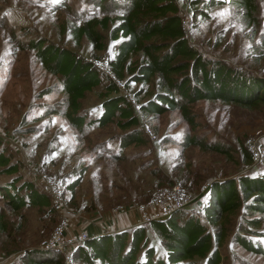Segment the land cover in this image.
Segmentation results:
<instances>
[{
	"label": "rangeland",
	"instance_id": "obj_1",
	"mask_svg": "<svg viewBox=\"0 0 264 264\" xmlns=\"http://www.w3.org/2000/svg\"><path fill=\"white\" fill-rule=\"evenodd\" d=\"M256 1L257 27L244 18L243 8L229 0L206 7L207 14L202 12L201 3L198 9L191 5L189 11L182 8L189 41L207 56L221 57L232 65L264 73V55L261 57L264 54V0ZM103 13L98 0H0V150L18 163V173L23 178L33 180L44 190L42 172L60 178L69 204L91 219L99 218L97 222L80 221L90 233L97 227L103 230L98 226L103 224L100 221L109 219L112 208L117 205L126 206L139 217L137 205L148 200L157 188L178 183L196 196L209 183L210 190L215 180L262 170L264 103L251 107L221 99H200L190 105L197 122L192 124L179 108L159 114L139 111V101L146 100L156 84L133 82L121 88V92L135 100L145 141L127 146L121 144L125 130L116 121L102 126L94 124L80 132L66 116L51 112L63 97L59 91L61 75L43 66L30 42L47 39L89 60L101 56L110 59L116 51L110 37L113 23L109 28L100 27L107 42L103 50L94 49L86 36L77 42L72 33L74 25ZM138 58L140 54L133 57ZM106 83L105 78L104 83L87 91L83 105L90 114L100 112L98 108L104 97L101 93L104 94ZM47 87H54V91L42 93ZM146 124L155 137L147 133ZM188 135L221 142L229 152L187 144ZM249 138H256L263 149L262 158L256 164L245 157L244 146ZM11 176V173H1L0 180ZM77 180L79 183L71 189L69 184ZM209 190L191 202L187 211L202 216ZM0 213L8 223L6 230H0V262L16 261L27 249L41 248L60 222V214L47 208L14 209L1 194ZM256 215H261L262 221L252 230L263 233L264 214L250 213L245 208L233 213L226 241L220 248V264H264V252L250 250L234 239L242 224ZM138 217L126 222L129 230ZM145 225L149 242L156 246L157 253H162L165 248L157 231ZM209 227L213 230L210 224ZM244 234L264 245L263 235L255 231ZM62 254L59 264H65ZM193 262L205 264L199 257Z\"/></svg>",
	"mask_w": 264,
	"mask_h": 264
},
{
	"label": "trees",
	"instance_id": "obj_2",
	"mask_svg": "<svg viewBox=\"0 0 264 264\" xmlns=\"http://www.w3.org/2000/svg\"><path fill=\"white\" fill-rule=\"evenodd\" d=\"M224 1L187 2L195 9L201 3L204 7L202 12L207 14L206 7ZM229 1L243 8L244 18L254 27L259 25L256 0ZM98 3L103 15L88 17L74 25L73 36L77 42L86 36L94 49L103 50L107 42L100 27L109 28L113 23L110 37L116 51L109 59L111 71L125 80L126 87L133 82L156 84L147 99L139 101V111L159 114L179 108L189 123L196 124L190 105L200 99H221L251 107L264 103V73L203 54L189 41L183 26L182 8L177 0H98ZM30 45L48 71L61 75L59 91L63 97L51 112L66 116L80 132L94 124L102 126L116 121L125 130L120 138L122 146L145 141L136 105L93 60L47 39L32 40ZM138 54L140 58L133 59ZM105 78L108 83L104 94L101 93L104 97L98 108L100 112L90 114L84 108L83 99L87 91L104 83ZM142 89L135 94L138 95ZM52 91L54 87H47L42 93ZM185 142L197 144L202 149L229 152L223 143L196 135H188ZM244 150L246 159L252 162L251 151L246 146ZM18 170V163L12 162L10 156L0 150V174H12L9 179L0 180V194L5 196L8 204L14 209L38 206L58 215L51 205L50 193L39 188L33 180L23 178ZM79 181L71 182V189ZM188 207L174 211L165 219L136 225L131 230L128 227L91 235L74 250V264H192L196 257L204 259L205 264H220V248L226 241L228 222L233 213L245 208L250 213L264 214V167L237 178L215 180L202 216L188 212ZM261 221V215L248 218L234 234V239L250 250L264 252L260 241H253L244 234L255 231L264 236V230L263 233L252 230ZM145 224L157 231L165 248L162 253H157L156 246L149 242ZM7 225L5 216L0 213V230H6ZM61 256L62 252L55 249L36 247L27 249L16 261L0 264H59Z\"/></svg>",
	"mask_w": 264,
	"mask_h": 264
},
{
	"label": "built area",
	"instance_id": "obj_3",
	"mask_svg": "<svg viewBox=\"0 0 264 264\" xmlns=\"http://www.w3.org/2000/svg\"><path fill=\"white\" fill-rule=\"evenodd\" d=\"M177 1L179 2L181 8L184 9L186 7L189 11V4L187 1ZM187 24V20L184 18L183 26L185 29ZM93 62L96 66L105 70L113 78L120 89L126 87L125 80L116 77L111 71L109 58H107V56H101L94 59ZM130 100L135 103L134 99L130 98ZM138 106H140L139 103ZM144 128L151 137H155L154 131L148 124H146ZM245 146L251 151L252 163L256 164L259 162L263 155L261 143L256 138H249L246 140ZM40 179L43 186L50 193L52 207L58 214H60V222L55 227L52 236L44 240L39 247L60 251L65 255V264H74V250L79 244L85 242L92 235L86 230L80 229L75 231L74 228L81 224L80 221L89 220L93 222L94 219H91L78 210H75L69 204L68 198L66 197V193L62 186V180L60 178L42 172ZM194 197L195 195H193L191 191L178 183H172L167 186L157 188L152 192L148 200L137 205L136 208L139 213V217L134 223H132V226L171 215L178 209H185L190 205ZM129 211L130 209L126 208L124 205H117L112 208V213L114 215H119ZM102 228L103 230L101 232L121 230H115L105 226H102Z\"/></svg>",
	"mask_w": 264,
	"mask_h": 264
},
{
	"label": "crops",
	"instance_id": "obj_4",
	"mask_svg": "<svg viewBox=\"0 0 264 264\" xmlns=\"http://www.w3.org/2000/svg\"><path fill=\"white\" fill-rule=\"evenodd\" d=\"M136 217H138V215H136L134 212H124V213L119 214V215L111 214L109 219H106L104 221H100L103 224L102 225L99 224L98 226L99 227L105 226V227L112 228L115 230L116 229H124V228H127L129 226V225L126 226L127 225L126 222H132V221H134V218H136ZM97 220H99V218H97ZM97 220L95 219L94 221L97 222ZM78 226H80L81 228H78ZM78 226L75 228V231H78L80 229L85 230V226H83V224H80ZM90 231H92V232H90V234H92V235L101 232V230H99L98 227L96 228L95 231L93 229H91Z\"/></svg>",
	"mask_w": 264,
	"mask_h": 264
},
{
	"label": "water",
	"instance_id": "obj_5",
	"mask_svg": "<svg viewBox=\"0 0 264 264\" xmlns=\"http://www.w3.org/2000/svg\"><path fill=\"white\" fill-rule=\"evenodd\" d=\"M210 183H209V185L206 187V188H204V190H202L200 193H198L194 198H193V200H192V202L193 201H196V200H198L199 198H201L202 196H204L205 194H206V192L209 190V188H210ZM170 215H167V216H164V217H162V218H160V219H165V218H167V217H169Z\"/></svg>",
	"mask_w": 264,
	"mask_h": 264
}]
</instances>
